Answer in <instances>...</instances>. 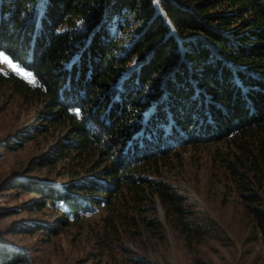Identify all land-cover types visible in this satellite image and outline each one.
<instances>
[{"label": "trees", "instance_id": "obj_1", "mask_svg": "<svg viewBox=\"0 0 264 264\" xmlns=\"http://www.w3.org/2000/svg\"><path fill=\"white\" fill-rule=\"evenodd\" d=\"M0 52L35 80L0 74V88L65 133L37 167L75 163L60 188L16 180L38 198L31 210L58 215L18 234L57 236L105 208L110 246L123 238L121 223L158 227L141 217L155 200L193 252L218 239L161 179L160 163L221 143L224 174L264 243V0H0ZM28 261L0 242V264Z\"/></svg>", "mask_w": 264, "mask_h": 264}, {"label": "rangeland", "instance_id": "obj_2", "mask_svg": "<svg viewBox=\"0 0 264 264\" xmlns=\"http://www.w3.org/2000/svg\"><path fill=\"white\" fill-rule=\"evenodd\" d=\"M11 73L28 82L7 64H0V74ZM64 137L58 126L41 118L38 107L22 99L9 85L0 88V242L25 249L27 264H130L129 259L145 264H264V243L253 231L221 167V156L226 153L221 143L189 147L160 163L161 179L194 205L198 223L204 222L209 236L218 239L205 238L193 252L187 250L184 238L166 224L155 200L146 205L150 212L141 217L158 227L144 226L139 232L121 223L123 238L110 246L102 242L112 217L105 208L82 217L78 224L60 227L57 236L39 231L18 234V228L28 222L50 225L57 221L54 209L31 210L30 202L38 198L14 184L19 179H33L60 188L71 181L72 161L60 160L44 168L35 163L49 156ZM20 142L22 146H17Z\"/></svg>", "mask_w": 264, "mask_h": 264}, {"label": "snow or ice", "instance_id": "obj_3", "mask_svg": "<svg viewBox=\"0 0 264 264\" xmlns=\"http://www.w3.org/2000/svg\"><path fill=\"white\" fill-rule=\"evenodd\" d=\"M0 64H7L14 73L23 76L25 79L28 80L29 83H35V80L32 79L31 73H26L22 69L18 68V66L15 63H13V61L3 52H0Z\"/></svg>", "mask_w": 264, "mask_h": 264}]
</instances>
